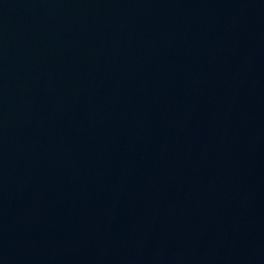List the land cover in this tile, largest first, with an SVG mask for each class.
<instances>
[{
    "label": "water",
    "instance_id": "water-1",
    "mask_svg": "<svg viewBox=\"0 0 264 264\" xmlns=\"http://www.w3.org/2000/svg\"><path fill=\"white\" fill-rule=\"evenodd\" d=\"M0 264H264V0H0Z\"/></svg>",
    "mask_w": 264,
    "mask_h": 264
}]
</instances>
